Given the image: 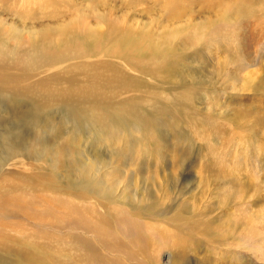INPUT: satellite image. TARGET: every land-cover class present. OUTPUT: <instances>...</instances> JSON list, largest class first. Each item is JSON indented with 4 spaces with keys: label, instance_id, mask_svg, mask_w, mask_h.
Returning <instances> with one entry per match:
<instances>
[{
    "label": "bare ground",
    "instance_id": "obj_1",
    "mask_svg": "<svg viewBox=\"0 0 264 264\" xmlns=\"http://www.w3.org/2000/svg\"><path fill=\"white\" fill-rule=\"evenodd\" d=\"M249 1L264 7V0ZM252 4L251 12H260ZM247 13H250L248 5L238 6L232 13V19L209 22L202 26L208 27L203 33H199L197 27L188 30L186 35L178 33L175 39L166 40L164 47L149 56L143 54L140 60H130L128 50H123L128 38L125 35L119 36L121 29L117 27L116 21L111 22L103 14L99 16V21L110 25L108 32L100 31V35L95 34L96 29L84 23L82 18L74 26V20L69 19L66 24L68 28L43 29L41 36L30 33L21 38V42L24 40L26 45L5 39L12 29L6 27L3 30L4 40L0 46L8 54L0 49V60L26 69L56 65L61 67L58 71H0V113L13 115L10 121V129H13L11 134L19 138L37 129H50L46 134L38 133L33 138L28 174L6 167L0 177V188L16 192L24 187L29 192V195L26 191L21 195H0V264H158L149 259L146 250L150 245L148 238L153 244L158 241L156 236L159 229L152 216L156 212L145 203L143 195L139 197L138 193L142 191L146 179H139L142 180V185L137 189L134 170L138 167L140 171L144 169L141 165L143 158L148 167L153 165L157 170L165 164V157H168L166 150L163 151L167 146L165 140H170L168 135L165 140L164 135L155 139L158 132L156 128H160L161 124L165 123L179 136L189 133L200 136V133H205L202 128H207L209 136H220L215 144L217 152L232 150L237 156L239 152L241 155L243 150H247L246 156L251 153L247 156L252 161L250 163L262 164L264 156L257 160L254 152L263 148L258 143L264 139V133L258 131L247 114L243 116L238 110L228 108L231 96L239 95L237 92L240 80L239 66L231 68L230 59L220 63L218 68L215 67V70L221 71L210 74L208 78L204 77V83H214L222 92L224 108L221 114H217L221 118L220 122L213 110L207 108L209 113L204 116L202 109L198 107L197 99L204 93L199 91L196 80H193V88L183 89V94L194 99L191 110L174 107L173 98L165 95L160 105H150V97H155L157 91L164 90L167 93L169 88L165 82L176 72L174 69L177 65L185 60L186 53L182 50L197 46L195 42L192 43L195 38L203 39L201 42L206 51L211 50L214 39L224 43L234 41L239 50L245 52L243 60L246 62L249 59V43L263 37L257 23L242 18ZM179 15L175 10L168 19L177 20ZM71 17L74 16L69 18ZM173 30L178 32V29ZM143 36L146 34H142ZM102 44H106V49L99 52L98 46ZM158 44L156 42L155 46H150L147 43L146 46L150 47L145 49L150 50ZM262 47L264 44H261L260 48ZM215 49L223 48L216 45ZM160 56L162 59H158ZM154 63L155 68L149 71V77L156 75L155 85L145 91L141 88L148 84L145 80L137 88L125 87L126 78L132 73L146 75V71H129L130 69L141 68L142 65L152 66ZM40 74L43 76L42 82L35 86L34 80H41ZM161 75L164 82L159 79ZM114 79L117 86H113ZM140 79L143 78L138 76L137 80ZM61 84L65 86L58 88ZM242 84L252 92L264 89L258 84L249 85L247 81ZM219 89L213 88L209 94L205 92L208 94L205 97L210 102L209 106L221 97ZM184 100L181 95L180 103ZM183 120L186 126L179 125ZM223 123L228 127L224 128ZM196 124L200 127L197 128ZM133 129H140L142 133L136 138L132 134ZM119 131H123L119 139L124 140L125 149L134 155L127 162L123 161L127 155L121 157L115 152L112 153L113 160L88 155L92 146L99 144L98 139L106 142V147L111 149L118 140L115 137ZM142 134L144 148L139 144ZM188 137V145H191L194 140L190 135ZM63 139L69 140V149L61 156L54 146ZM196 139L201 140L199 137ZM223 139L224 142L228 141L230 149H227L226 144L227 147L224 146ZM50 140L55 142L51 145L53 149L47 151L45 146ZM148 144L152 148L147 147ZM207 145L211 151L208 154L216 158V150L212 151L214 146L210 143ZM122 149L124 150L123 147ZM103 151L100 148V152ZM18 152H7L2 163L5 164ZM172 157L177 160L181 155L173 153ZM219 159L229 161V155H219ZM140 174L141 172L138 173V178ZM160 179H154L158 186L163 184ZM166 186L170 190L171 185ZM250 187L236 185L234 192L229 188L226 191L227 200L231 203L245 199ZM225 188L223 186L220 189L223 192ZM20 220L24 226L27 220L30 224L26 228H17ZM15 230L18 231L17 234L13 233ZM251 231V235L259 234V230L254 227ZM251 235L246 240L238 237L236 241L253 251ZM22 238L32 243L22 245ZM224 239L226 236L222 241ZM36 240L40 244H35ZM5 251L11 253L12 259L3 254ZM187 252L188 248L183 250L174 264L185 263L186 257L181 254Z\"/></svg>",
    "mask_w": 264,
    "mask_h": 264
},
{
    "label": "rangeland",
    "instance_id": "obj_2",
    "mask_svg": "<svg viewBox=\"0 0 264 264\" xmlns=\"http://www.w3.org/2000/svg\"><path fill=\"white\" fill-rule=\"evenodd\" d=\"M251 4L249 0H23V3L22 0H0V43L4 40L3 30L6 27L12 30L11 34H8L5 39L12 43L26 45L24 40L21 42V38L29 36L30 33L34 36H41V30L43 29L50 27L68 28L66 24L69 19L74 20V26L78 24L79 18L95 28V34L100 35V31L108 32L110 25L99 21V16L101 17V14H103L111 22L112 20L116 21L117 27L121 29V35L119 36L125 35L128 38L123 50H128L130 60H140V56L143 54L149 56L157 49L164 47L165 41L175 39L178 33L186 35L188 30L196 27L199 33H203L208 27L202 26L208 25L209 22L216 23L225 19H232L234 17L232 13L238 6L248 5L250 13L242 18L257 23L258 30L262 31L260 35L264 37V7L263 5L252 4L262 12L254 14L251 12ZM175 10L180 14L179 19L169 20L168 16ZM35 16L37 19H35ZM70 16L74 17L69 18ZM32 17L34 19L31 20ZM63 25L65 26L63 27ZM173 29H178V32ZM142 34H146V36H143V38ZM263 37L252 41L251 44L249 43V59L246 62L243 60L246 56L245 52L240 51L234 41L224 43L214 39L212 40L214 45L211 46V50L206 51L202 46L203 42L201 40L203 39L201 37L195 38L192 43L195 42L197 46L182 50L183 53H186L185 60L182 64L177 65L174 69L176 72L170 80L165 82L169 88L167 93L164 90L157 91L155 97H150V105H160L165 95L173 98L174 107L191 110L190 106L194 103V99L188 94H183V89L193 88V80H196L199 91L204 93L202 97L197 99L198 107L202 109L204 116L208 115L209 110H213L214 116L220 122L221 118L217 114H221L224 108L222 92L216 84L204 83V77L208 78L210 74L214 75L217 71H221V69L215 70V67L218 68L220 63L230 59L231 68L239 66L241 81L238 80L239 90L237 92L240 96L234 97L236 94L231 96V102L227 103L228 108L238 110L243 116L247 114L249 120L252 123L254 121L258 131L264 133V89L252 92L242 84L243 81H247L249 85L258 84L264 87V47L260 48L261 44H264ZM142 40L143 44L141 45ZM156 42L159 44L155 48L145 49V47L155 46ZM147 43H150V46H146ZM105 45L98 46L100 48L99 52L106 49ZM216 45H221L223 49H215ZM0 49L7 53L4 47L0 46ZM161 53L167 54L166 52ZM95 58H98V56ZM158 59H162V57L160 56ZM155 65L154 63L152 66L142 65L141 68L130 69L129 71H146V75L132 73L131 76L126 78L127 84L125 87L129 89L137 88L145 80L148 81V84L141 87L143 90L146 91L148 87L155 85L156 75L149 77V71L154 69ZM60 67L61 65L26 69L9 65L0 60V71H58ZM34 76L36 79V74ZM138 76L143 79L137 80ZM40 79L38 81L34 80L35 86L40 85L42 82V74H40ZM159 79L161 82L165 81L162 75ZM117 85L114 79L113 86ZM64 86V84H61L57 87ZM213 88L220 90L221 97L215 99L209 106L210 102L205 96L211 93ZM44 90L42 86V91ZM181 95L185 98L183 103H180ZM12 118L13 115L11 114L0 113V177L6 167L28 174L30 146L34 136L38 133L46 134L50 130L49 128L37 129L17 138L11 134L13 132V129H10ZM193 119L192 116V121ZM224 124H222L224 128L228 127ZM179 125L186 126V123L183 120L180 121ZM196 126L197 128L200 127L198 124ZM156 129H158V132L155 134V139L159 135H164L163 140H165V136L168 135L170 141L165 140L167 146L163 151L166 150L168 157H170H165V166L162 165L159 170L153 165L148 167L145 158L141 161L144 169L140 171L138 167L134 170L136 176L135 187L137 189H140L142 185V180L139 179H146L142 191L138 194L139 197L143 195L146 200L145 203L153 207L152 210L156 212V215L153 214L152 216L159 229L156 236L158 241L155 244L148 238L150 245L146 250L149 253V259L158 264H174L177 256L188 248L187 253L181 254L182 257H186V262L182 264H264V161L262 164L259 162L250 163L252 161L247 156L251 153L246 156L247 150H243L241 155L239 152L237 156L234 155L232 150H226L224 153L217 152L215 144L220 136H209L207 128H202L205 133H200V136H194L190 133L179 136L170 130L165 123ZM141 130L133 129L132 134L137 138V135L142 133ZM113 134H116L115 130ZM122 134L123 131L118 132L115 137L118 140L111 149L106 147V142L98 139L99 144L92 146V150L89 149L88 155L92 158L102 157L113 160L112 153L115 152L119 153L121 157L127 155L123 159L124 162H127L134 155L131 151L125 149L124 140L119 139ZM143 135L140 136L139 144L144 148L145 144L141 140ZM189 135L194 140L191 145H188ZM173 136L176 137L173 138ZM198 137L201 140L196 139ZM225 138L228 140L226 136ZM224 140V146H228V149V141L224 142ZM95 141L94 139L93 142L96 144ZM54 142V140L48 141L45 150H52L51 145ZM68 142V139L60 140L59 143L55 144L54 149L63 156L68 152ZM131 142L135 143L132 139ZM207 143L214 146L212 151L216 150V158L208 154L211 151ZM258 146L263 148L259 152H254L257 155L254 156L257 160L264 156V139L258 143ZM147 147L152 148L149 144ZM37 148L39 147L37 146ZM100 148L104 151L100 152ZM10 150L19 152L13 154L3 164V158ZM173 153H177L181 157L174 160ZM184 153L186 155H183ZM218 154L220 157L229 155V161L219 159ZM114 159L117 160L116 157ZM139 172L141 174L138 178ZM155 173L158 175H151ZM154 179L155 181L160 179L163 184L158 186ZM166 184L171 185L170 190ZM236 185L251 186L252 189L250 187L245 199L230 203L227 200L226 191L229 188L233 192L236 191ZM223 186H226V188L222 192L220 188ZM208 187L210 188L209 191L207 190ZM213 190H215V193H212ZM25 191L29 195L24 187L17 189L16 192L10 191L9 188H0V195H21ZM238 191L240 192L239 188ZM26 223L30 224L29 220ZM27 224L24 226L20 220V225L17 228H26ZM251 227L259 230V234L251 235ZM227 228L229 229L228 232L226 231ZM17 232L15 230L13 233L17 234ZM248 233L252 236L253 251H249L248 248L242 246L240 241H236L238 237L246 240L250 237ZM225 236L226 239L222 241ZM20 242L22 245L32 243L24 238ZM34 243L40 244L38 240ZM3 254L12 259L10 252L5 251Z\"/></svg>",
    "mask_w": 264,
    "mask_h": 264
}]
</instances>
